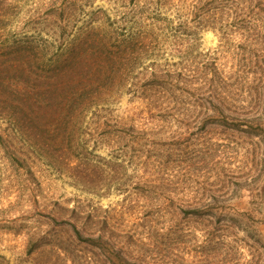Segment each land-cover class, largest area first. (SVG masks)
Returning <instances> with one entry per match:
<instances>
[{"label": "rangeland", "instance_id": "obj_1", "mask_svg": "<svg viewBox=\"0 0 264 264\" xmlns=\"http://www.w3.org/2000/svg\"><path fill=\"white\" fill-rule=\"evenodd\" d=\"M263 22L264 0H0V98L41 89L56 55L81 73L99 48L110 62L63 142L0 114V263L264 264V130L210 120L219 94L264 128V42L238 28ZM146 31L130 59L124 41ZM181 53L209 82L175 106L150 66Z\"/></svg>", "mask_w": 264, "mask_h": 264}, {"label": "trees", "instance_id": "obj_2", "mask_svg": "<svg viewBox=\"0 0 264 264\" xmlns=\"http://www.w3.org/2000/svg\"><path fill=\"white\" fill-rule=\"evenodd\" d=\"M238 28L244 30V34H248V36L252 34L253 37L264 42V25L247 26L246 24H240ZM130 35L124 41L127 55L133 51V56L130 59L148 53L151 46L147 44V41L155 37V35L147 31L141 35ZM137 49H139L140 54L137 53ZM99 50L94 56L95 67L98 64L96 72L91 68L92 60L84 63L88 68L85 73H81L77 67L78 58L73 55L75 53H71V61L56 55L57 57L51 60L49 70H47V77H45L43 85L41 84V89L34 91L20 87L13 88L11 85L4 87L0 98L1 116L6 120H10L15 129L21 132H23V129L28 130L25 127L26 125H24L28 121L35 124L40 123V125H43L42 131L49 132L50 129V132L53 133L51 135H55L57 140L63 142L68 136L73 134V129L71 131L73 122L84 119L87 113L98 106L93 102L95 92L97 93L99 90L94 78L99 76V79H102V76L107 75L108 68H110V62L104 49L99 48ZM181 55V61L173 65L175 67L173 70L162 69L165 66L160 65L156 61L150 66L154 69L151 76L155 80L157 92L160 95L172 94L175 96V106H182L186 103V100L184 101L181 97L188 94L191 86L203 82L200 89L202 91V87L209 82L207 75L202 70L194 69L190 64L189 58L183 53ZM70 62L72 64L68 66ZM227 87L231 86L227 85ZM228 98L229 96L224 97V95L221 96L219 94L213 96L217 103L213 100L211 101L213 106L211 110L215 114L210 120L225 124H229V121H235L238 122V124L234 125L235 128L247 129L255 136L261 135L264 128L258 119L233 117L227 112L229 109L224 106V103ZM158 104L155 103L149 106L150 108L151 106L155 108ZM240 106L242 110L255 109V107L244 103L240 104ZM85 230H80L77 225H73V237L76 240L93 245L95 242L93 234Z\"/></svg>", "mask_w": 264, "mask_h": 264}]
</instances>
